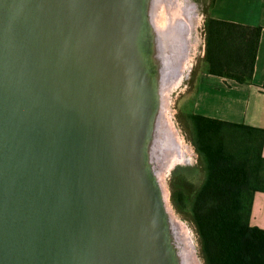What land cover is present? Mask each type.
<instances>
[{
  "label": "water",
  "instance_id": "water-1",
  "mask_svg": "<svg viewBox=\"0 0 264 264\" xmlns=\"http://www.w3.org/2000/svg\"><path fill=\"white\" fill-rule=\"evenodd\" d=\"M166 2L0 0V264H197L164 182Z\"/></svg>",
  "mask_w": 264,
  "mask_h": 264
},
{
  "label": "trees",
  "instance_id": "trees-1",
  "mask_svg": "<svg viewBox=\"0 0 264 264\" xmlns=\"http://www.w3.org/2000/svg\"><path fill=\"white\" fill-rule=\"evenodd\" d=\"M204 29L206 71L252 82L262 26L208 15ZM186 115L199 183L174 173L176 207L190 215L206 264H264V228L251 223L254 196L264 191V127L195 111Z\"/></svg>",
  "mask_w": 264,
  "mask_h": 264
},
{
  "label": "crops",
  "instance_id": "crops-1",
  "mask_svg": "<svg viewBox=\"0 0 264 264\" xmlns=\"http://www.w3.org/2000/svg\"><path fill=\"white\" fill-rule=\"evenodd\" d=\"M209 12L214 18L262 26L253 80L239 83L208 73L205 62L195 81L189 112L199 109L208 116L264 127V0H215ZM251 223L264 228V191L254 196Z\"/></svg>",
  "mask_w": 264,
  "mask_h": 264
},
{
  "label": "rangeland",
  "instance_id": "rangeland-1",
  "mask_svg": "<svg viewBox=\"0 0 264 264\" xmlns=\"http://www.w3.org/2000/svg\"><path fill=\"white\" fill-rule=\"evenodd\" d=\"M169 8H164L161 15L170 19L178 18L182 12V6L188 13L184 20L188 26V49L179 67L180 75L176 76L168 88L167 116L170 121L173 133L179 150L184 149L185 159L167 164L164 169V182L169 191L170 204L184 227L185 237L188 243L194 248L197 264H206L202 254L201 243L196 227L187 212L179 210L173 199V176L176 172H185L195 184L199 181L195 179L196 168H198V152L192 142L190 124L187 121V113L192 110L193 91L198 73L205 69V29L204 22L213 4V0H169ZM172 13V14H171ZM169 21L167 22L169 24ZM194 111V110H193ZM196 112V110H195ZM202 113V110L197 109ZM215 112V111H214ZM203 114V113H202ZM166 156V152H165ZM165 164V162H164Z\"/></svg>",
  "mask_w": 264,
  "mask_h": 264
},
{
  "label": "bare ground",
  "instance_id": "bare-ground-1",
  "mask_svg": "<svg viewBox=\"0 0 264 264\" xmlns=\"http://www.w3.org/2000/svg\"><path fill=\"white\" fill-rule=\"evenodd\" d=\"M168 3H169V0H167V2H166V8H169V4ZM179 15H181V16L178 17V18H181L183 20H186L187 17H188V13L185 11V9H184L183 6H182V12L179 13L178 16ZM168 18L170 19V16L169 15H168ZM178 18H174V20L175 19H178ZM169 19L167 20V16H166L165 18H162L161 17L160 20H161L162 23L168 24L167 22L169 21ZM174 20L171 19V21H174ZM169 23H170V21H169ZM179 27H180V30H183V28H181V25L180 24H179ZM165 152H166V156H164L165 166L167 164H170V163L174 162V161L185 159V157H184V149L181 150V151L179 150V147L177 145V142H176V139H175L174 136H172L171 138H169V141L167 143L166 151Z\"/></svg>",
  "mask_w": 264,
  "mask_h": 264
},
{
  "label": "flooded vegetation",
  "instance_id": "flooded-vegetation-1",
  "mask_svg": "<svg viewBox=\"0 0 264 264\" xmlns=\"http://www.w3.org/2000/svg\"><path fill=\"white\" fill-rule=\"evenodd\" d=\"M198 162H199V160H198Z\"/></svg>",
  "mask_w": 264,
  "mask_h": 264
}]
</instances>
